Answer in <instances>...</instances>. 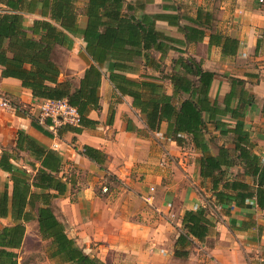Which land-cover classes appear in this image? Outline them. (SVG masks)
I'll return each instance as SVG.
<instances>
[{
	"label": "trees",
	"instance_id": "1",
	"mask_svg": "<svg viewBox=\"0 0 264 264\" xmlns=\"http://www.w3.org/2000/svg\"><path fill=\"white\" fill-rule=\"evenodd\" d=\"M78 1L0 0L1 76L16 78L29 89L32 107L45 99L65 100L75 107L79 124L75 128L61 125L74 132L97 122L88 114L101 109L99 87L106 76L113 95L117 100L128 96L149 130H159L164 122L167 138L179 146L189 141L199 152V176L208 180L217 204L248 207L246 201L254 199L264 209V159L255 150L243 122L242 105H253V96L245 90L242 79L230 76L229 91L222 102L212 98L209 91L216 73L204 69L194 56L184 55L185 49L180 47L201 41L209 31L208 45H217L222 55H230L236 51L237 40L214 30L213 15L201 9L192 18L174 12L137 14L143 5L126 0H86L82 7L77 6ZM26 15L34 16L29 25L25 24ZM160 18L176 25L184 40L159 31L155 21ZM182 19L188 23L180 24ZM72 38L84 43L79 57L85 67L76 82L60 78L62 67L54 59L55 51L66 48ZM169 51L177 55L166 62ZM140 68L152 72H139ZM235 98L237 105L232 106ZM261 106L264 112V100ZM25 111L29 110H17L22 114ZM33 116V126L45 131ZM45 123L49 125L50 119ZM207 123L220 135L231 134L232 147L220 145L212 153ZM15 148L30 150L40 160V166L29 177L24 170L15 168L12 152L3 150L0 154V169L9 174L11 181L10 192L7 183L0 190V218H10L9 224L0 226V264H18L17 251L23 243L25 225L31 220L36 221L40 238L50 242L49 258H58L60 264H102L66 234L50 207L51 199L67 189L57 176L59 159L55 152L20 130ZM81 154L97 164L105 160L100 150L89 145H83ZM236 165L249 180L229 172ZM181 224L173 255L186 259L194 239L203 241L213 223L206 207L199 206L186 210Z\"/></svg>",
	"mask_w": 264,
	"mask_h": 264
},
{
	"label": "crops",
	"instance_id": "2",
	"mask_svg": "<svg viewBox=\"0 0 264 264\" xmlns=\"http://www.w3.org/2000/svg\"><path fill=\"white\" fill-rule=\"evenodd\" d=\"M85 1L78 2L83 6ZM126 2L143 5V10H137V14L142 11L150 14L174 12L194 18L198 9L209 11L214 17V30L237 40L236 51L230 55H222L217 45H208L209 31L201 41L180 47L185 49L184 55L194 56L201 61L204 69L216 73L209 94L219 102H222L223 95L229 91L230 76L244 81L245 90L254 99L253 105H242L245 110L244 128L255 143V150L264 156V112L261 106L264 100V5L251 0ZM80 19L82 23L84 19ZM180 22L188 23L185 19ZM155 27L165 34L184 40L178 27L170 25L163 18L155 21ZM75 40L80 50L84 43L80 38ZM169 53L177 55L174 51ZM81 74L82 72L79 77ZM113 92L110 82L104 76L99 87L101 109L92 110L88 114L89 118L97 121L94 125L85 127L80 132L64 130L61 125H57L58 133H54L41 124L45 131H40L31 123V118L34 117L31 111L33 113L34 109L31 106L33 99L30 90L21 86L18 79L2 77L0 74V96L8 98L21 110L28 108L30 111L22 114L17 110L0 108V154L3 150L12 152L15 156L12 159L15 168L24 170L31 177L40 166V160L28 149L15 148L17 131H23L46 150L55 152L59 159L57 176L67 184V189L51 199L50 207L63 223L66 234L85 253L98 258L102 264H168L171 259L178 260L173 255L174 242L182 229L184 212L205 206L204 196L199 193V190L204 189L197 188L196 185L204 183L207 187L209 182L199 176L200 154L192 145L186 150L167 138L164 122L159 130H149L142 115L132 107L128 96H120L117 102L112 103L109 98L108 101L103 99L105 93L113 95ZM231 105H237L236 98L231 101ZM206 125L208 130L213 129L212 124ZM83 145L100 150L105 155L104 162L97 164L89 161L81 154ZM191 155L195 157L192 165ZM83 176L87 177V183L71 192L77 179L81 185ZM5 183L10 192L9 174L0 169V190ZM102 188L106 190L103 191ZM212 198L214 199L213 196ZM62 200L69 201L72 213L61 214L54 210L55 201ZM246 203L249 204L248 207H238L235 203L218 204L220 209L226 208L227 220L220 223L207 215L213 226L203 241L194 239L187 259L199 261L196 259L200 250L208 255L220 251L225 256H220L219 262L232 264L226 251L239 258V244L251 251L249 256L256 260L254 263L262 264L264 209H260L254 199H249ZM1 219L10 220L9 217ZM34 222L37 231L36 221ZM216 237L217 241H213L211 245V239ZM230 237L233 238V243L229 241Z\"/></svg>",
	"mask_w": 264,
	"mask_h": 264
},
{
	"label": "rangeland",
	"instance_id": "3",
	"mask_svg": "<svg viewBox=\"0 0 264 264\" xmlns=\"http://www.w3.org/2000/svg\"><path fill=\"white\" fill-rule=\"evenodd\" d=\"M175 1V0H173ZM254 3H257L259 5H264V0H251ZM181 2H184V0H181ZM184 4V3H183ZM188 5H191L190 3H188ZM77 6H82L81 2L77 3ZM33 15H26L25 17V24L28 25L31 23V20L33 19ZM173 56L172 53H169L166 57V62H169L170 57ZM54 59L61 65L62 67V75H61V79L63 80H72L73 82L77 81V78L79 77V73H81L85 67V63L83 62V60L79 57V44L77 43V40H75V38H72L70 40L69 45L64 48H59L55 51L54 53ZM70 65V66H69ZM139 67V65H138ZM139 72H152L150 69H139ZM224 76H227V74L225 73H221ZM167 90L168 86H167ZM220 92V91H218ZM217 92V93H218ZM103 99L108 101L109 98V102H117V96L114 95H109V94H104ZM107 102V103H109ZM111 103H110V107H111ZM39 104V103H38ZM38 104H35L33 106V114L37 115L39 112L38 109ZM29 110V109H26ZM1 111V109H0ZM110 111V109H108V112ZM30 112V111H28ZM32 114V111H31ZM211 124V123H210ZM208 135L211 136V143H210V148L211 150H213L214 152L212 153H216L217 151V147L220 145H225L228 148L232 147V135L228 134V135H220L218 132H214L212 128H210ZM207 135V136H208ZM191 144L189 143V141H187L183 146L186 150H189V146ZM191 153V151H190ZM194 156L191 155V163L190 165H192V163H194ZM193 172V171H191ZM229 172L232 174H237L239 177L249 180L248 177L243 176L241 174V168L236 165L233 166L232 168L229 169ZM188 173V172H187ZM193 175V173L191 174ZM79 177V176H78ZM87 177L83 176V179L81 180V185L79 183V180L77 179V184L73 185L72 188L70 189L71 192L73 191V189L75 188H80L82 185L86 184L87 182ZM76 183V182H75ZM197 188H203L204 190H199V193L203 194L204 196V204L206 207V213L209 216L210 219H217V221H219L220 223H222L223 221L227 220L226 214H225V208L222 207L221 209L219 208V206H217L218 204L215 202V200L212 198L211 192L209 189H207V187H205L204 183H200L196 185ZM207 193V195H206ZM210 194V195H209ZM59 204V205H58ZM54 210L55 211H60L61 214H63L64 212L66 213H72V208H70V203L69 201H60L57 202L55 201L54 203ZM222 221V222H221ZM10 220H6V219H1L0 218V226L5 225V224H9ZM34 231V232H31ZM36 232V235H35ZM217 234H214V236H216ZM234 236V234H233ZM231 236V237H233ZM230 237V242L233 243L232 239ZM213 241H217V237L216 239H211V245H213ZM238 247V252L240 253V257H236V255H233V253H231L230 251H226L227 254L231 257V262L232 264H256L254 263L256 260L255 259H251L249 256V250H247L245 248V246L239 245L237 244ZM18 262L20 264H60V261L58 258H49V253H50V242L49 240H44L42 238H40V236L38 235V232L35 229V222L33 220L29 221L27 224V231H26V235H25V239L20 247V249H18ZM196 253V252H195ZM232 254V255H231ZM220 256L224 257L225 254L220 253V251H218V253H215L214 255L211 253V255H208L207 252L200 250L197 256L196 260L199 261H195L193 260H188L186 259H182V258H178L177 259H171V261H169L168 264H195V262H197V264H224V263H220L219 262V258H221ZM49 258V259H48ZM239 259V260H237ZM49 260V261H48Z\"/></svg>",
	"mask_w": 264,
	"mask_h": 264
},
{
	"label": "built area",
	"instance_id": "4",
	"mask_svg": "<svg viewBox=\"0 0 264 264\" xmlns=\"http://www.w3.org/2000/svg\"><path fill=\"white\" fill-rule=\"evenodd\" d=\"M0 108L10 111L19 109L18 106L12 104L8 98L3 96H0ZM38 109L39 113L36 115L38 122L54 133L58 132V130L56 131L57 125L69 124L77 126L80 121L76 108L69 105L65 100H41L38 104ZM46 119H50L51 123L49 125L45 123ZM261 158L264 159V156H261ZM102 190L105 191L106 188H102Z\"/></svg>",
	"mask_w": 264,
	"mask_h": 264
}]
</instances>
